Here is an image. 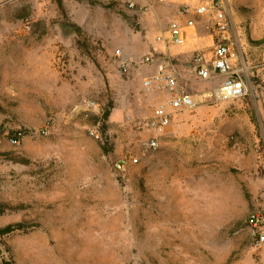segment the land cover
<instances>
[{
    "label": "rangeland",
    "instance_id": "rangeland-1",
    "mask_svg": "<svg viewBox=\"0 0 264 264\" xmlns=\"http://www.w3.org/2000/svg\"><path fill=\"white\" fill-rule=\"evenodd\" d=\"M128 1L0 4V229L23 225L0 236V264H264L248 223L264 210V0L206 13L199 52L227 21L246 95L221 97L223 77L174 55L200 102L160 134L143 124L167 94L143 84L145 12Z\"/></svg>",
    "mask_w": 264,
    "mask_h": 264
},
{
    "label": "built area",
    "instance_id": "built-area-1",
    "mask_svg": "<svg viewBox=\"0 0 264 264\" xmlns=\"http://www.w3.org/2000/svg\"><path fill=\"white\" fill-rule=\"evenodd\" d=\"M199 5L193 6L190 3H184L181 6V12L184 15L196 14L205 15L214 6L218 9L223 8L222 0L215 4H210L209 1L198 0ZM128 5L133 10L141 12L146 11V6L129 0ZM193 25V22H190ZM229 23L227 21L218 22V41L214 45L211 52V57L208 59L203 53H196L193 58V74L199 80H209L214 76H221L224 78L223 87L221 90L227 91V97L230 99H240L246 95V85L244 80L238 74L235 66V57L233 55L232 43L229 34ZM164 41L167 45H180L184 42L182 27L176 23H171L167 32V37L158 38ZM120 56V52H118ZM150 61V58H146ZM120 68L123 72H127L130 68V63L126 60L120 61ZM144 86L148 91H164L167 98L160 103L153 114L146 119L143 128L156 134L163 133L173 122L174 115L179 111H189L195 109L199 105L197 96L190 94L179 83V73L174 67L170 65H162L157 73L144 80ZM222 97V96H221ZM87 105L94 109L96 104L88 102ZM92 137L98 138L96 129L89 130ZM12 142L17 144V139H12ZM147 147L156 149L158 147V140L153 137L147 141ZM118 171H123L125 162L119 161L115 165ZM249 234L255 247H264V210H259L251 214L248 220Z\"/></svg>",
    "mask_w": 264,
    "mask_h": 264
},
{
    "label": "crops",
    "instance_id": "crops-1",
    "mask_svg": "<svg viewBox=\"0 0 264 264\" xmlns=\"http://www.w3.org/2000/svg\"><path fill=\"white\" fill-rule=\"evenodd\" d=\"M3 0H0V4ZM136 2L146 6L145 13L142 14V22L147 29L146 33V51L151 56V62L147 68H144V73L155 74L158 69L166 64V61L178 55L188 62L192 56L199 51H206L214 44V34L210 31L208 18L205 15H184L181 12V6L184 3H190L193 6L199 5L198 0H135ZM193 25H190V22ZM176 22L182 27L184 42L180 45H167L161 41L158 44V38L167 37V32L171 23ZM156 33V38L153 40L152 33ZM213 42V43H212ZM145 51V52H146ZM138 55V53H137ZM157 55L158 59L153 57ZM149 58V57H148ZM191 64H189L190 66Z\"/></svg>",
    "mask_w": 264,
    "mask_h": 264
},
{
    "label": "trees",
    "instance_id": "trees-1",
    "mask_svg": "<svg viewBox=\"0 0 264 264\" xmlns=\"http://www.w3.org/2000/svg\"><path fill=\"white\" fill-rule=\"evenodd\" d=\"M108 116H109V113H106L104 115V121L107 120ZM3 212L4 211H2L1 210V207H0V214L3 213ZM22 227H23L22 224H12V225H8V226L0 229V236H5V235L12 234V233H14L17 230H21ZM3 264H17V263L11 260L10 262L5 261Z\"/></svg>",
    "mask_w": 264,
    "mask_h": 264
},
{
    "label": "bare ground",
    "instance_id": "bare-ground-1",
    "mask_svg": "<svg viewBox=\"0 0 264 264\" xmlns=\"http://www.w3.org/2000/svg\"><path fill=\"white\" fill-rule=\"evenodd\" d=\"M227 91L226 90H219V95L220 96H222L223 98H226L227 97ZM64 218V217H63ZM66 219V218H65ZM60 221H61V219H60ZM67 222V221H66ZM55 223V222H54ZM63 224V223H62ZM71 225H73V224H71ZM75 225V224H74ZM64 226H66V225H64ZM94 226V225H93ZM68 227V226H67ZM59 229H60V227H59Z\"/></svg>",
    "mask_w": 264,
    "mask_h": 264
}]
</instances>
